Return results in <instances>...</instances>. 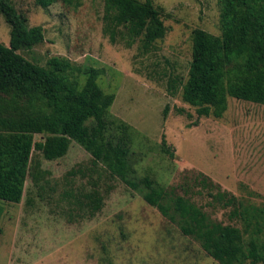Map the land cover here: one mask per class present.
I'll list each match as a JSON object with an SVG mask.
<instances>
[{"label": "rangeland", "instance_id": "1", "mask_svg": "<svg viewBox=\"0 0 264 264\" xmlns=\"http://www.w3.org/2000/svg\"><path fill=\"white\" fill-rule=\"evenodd\" d=\"M10 1L27 26L41 27L44 35L42 43L18 54L39 66L53 57L68 60L79 69L80 86L89 68L101 72L99 87L114 95L109 133L116 138L121 136L116 124L129 127L128 161L137 178L148 177L190 198L210 220L224 225L244 228L194 183L200 173L245 206L264 208V106L229 98L221 119L199 117L180 92L167 90L169 76L187 78L192 32L220 35L219 0H151L161 11L166 34L149 46L140 38L132 41L121 27L110 39L104 0H54L46 8L35 0ZM9 39L10 27L0 14V43L8 46ZM163 138L172 158L161 149ZM93 192L102 203L91 216L86 195ZM82 221L98 236L90 249L97 264H218L74 141L53 161L33 150L21 202L0 201V264H37L57 247L77 255L85 239L70 242L74 229L65 233L62 223ZM23 254L27 257L18 262ZM56 256L40 264H59Z\"/></svg>", "mask_w": 264, "mask_h": 264}, {"label": "trees", "instance_id": "2", "mask_svg": "<svg viewBox=\"0 0 264 264\" xmlns=\"http://www.w3.org/2000/svg\"><path fill=\"white\" fill-rule=\"evenodd\" d=\"M35 1L46 8L54 0ZM219 4L220 35L195 29L186 80L178 76L167 80L170 95L180 92L197 116L214 119L223 117L229 98L264 106V0H219ZM0 14L10 27L9 45L0 43V201L21 202L33 150L53 161L64 157L74 141L218 264L245 260L264 264L263 207L245 206L200 173L194 183L210 201L229 209L228 218L244 228L224 225L210 220L190 198L148 177L137 178L128 161L129 127L116 124L121 133L116 138L109 133L107 114L114 95L99 87L101 72L89 68L80 86L75 75L79 69L66 59L53 57L45 66L28 61L18 51L42 43V28H29L10 0H0ZM104 22L112 41L120 27L132 41L140 38L144 46L166 34L161 11L151 0H104ZM35 135L44 139L35 141ZM161 149L173 157L164 138ZM33 182L37 183L36 176ZM86 198L93 216L100 211L102 198L97 192Z\"/></svg>", "mask_w": 264, "mask_h": 264}, {"label": "crops", "instance_id": "3", "mask_svg": "<svg viewBox=\"0 0 264 264\" xmlns=\"http://www.w3.org/2000/svg\"><path fill=\"white\" fill-rule=\"evenodd\" d=\"M44 218H46V217H44ZM39 219H41V218H39ZM53 220H55V219H53ZM62 225H64V229L62 231L65 233H69L70 227L74 229L72 232V238L71 239L77 238V237H78V240L85 239L86 243H84V245H82L83 251H79V253L77 255H73V253H74L73 250L68 251V250L62 248L61 250H62V253L64 255H61V250H59L57 247V249H54V251L47 254L45 257H39L37 264H40L42 260L46 259L52 253L57 254L56 258H57L59 264H97L96 263L97 260L91 256L90 249L92 246V237H94L95 240H98V236H93V234H92L93 231L90 230L91 226H89L90 225L89 222L88 221L64 222V223H62ZM56 231H59V230L56 229ZM73 241H74V239L72 241L70 240V242H73ZM59 247H61V246H59ZM59 252H60V257L58 259V253ZM23 256H24L23 258L17 257L16 260L18 262H20V260L23 261V259L25 257H27L26 254H23Z\"/></svg>", "mask_w": 264, "mask_h": 264}]
</instances>
